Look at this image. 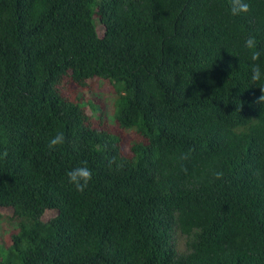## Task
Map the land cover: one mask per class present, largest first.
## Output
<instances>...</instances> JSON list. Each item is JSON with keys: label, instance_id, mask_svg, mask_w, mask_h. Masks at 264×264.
<instances>
[{"label": "trees", "instance_id": "16d2710c", "mask_svg": "<svg viewBox=\"0 0 264 264\" xmlns=\"http://www.w3.org/2000/svg\"><path fill=\"white\" fill-rule=\"evenodd\" d=\"M246 2L0 0V264H264V79L244 46L264 71V0ZM64 79L107 83L113 126ZM85 163L79 192L66 173Z\"/></svg>", "mask_w": 264, "mask_h": 264}, {"label": "rangeland", "instance_id": "374dc122", "mask_svg": "<svg viewBox=\"0 0 264 264\" xmlns=\"http://www.w3.org/2000/svg\"><path fill=\"white\" fill-rule=\"evenodd\" d=\"M96 30L98 35L103 33V27L100 24H97ZM60 89L64 96L69 100H74L75 96L81 98L82 102L86 104L84 110L87 116L101 114L105 118L106 124L109 126L112 125V115H113V99L114 94L112 88L105 82L97 80H88L86 81L85 86L75 85L74 83L69 82L68 80H62L60 84ZM89 102L94 103L95 107H98L99 110L96 112L92 107L89 106ZM108 131L117 138V145L119 146L121 152L128 153L129 148L132 144H140L143 147L145 142L139 134L134 130H121L120 136L117 131L114 129H108ZM0 245L5 244V238L7 233L12 229L13 224L11 221L12 210L7 208L0 209ZM52 216V213L47 212L44 214L43 220L48 219Z\"/></svg>", "mask_w": 264, "mask_h": 264}, {"label": "clouds", "instance_id": "9594fccd", "mask_svg": "<svg viewBox=\"0 0 264 264\" xmlns=\"http://www.w3.org/2000/svg\"><path fill=\"white\" fill-rule=\"evenodd\" d=\"M229 12L233 16H237L240 14H246L250 12V5L246 2V0H229ZM244 46L250 50L251 56L250 60V80L255 85L264 79V71L261 70V67L256 61H259L261 58V52L257 48V41L255 36H249L244 41ZM261 92L264 93V87H260ZM258 103L264 104V94H262L258 98ZM65 143V137L63 133H58L55 137H53L49 144V149H55L57 146L63 145ZM175 163L180 167L182 172H187V163L190 160V153H180L173 157ZM111 161L109 165L111 166ZM69 183L74 185L75 189L79 192H83L89 182L92 180V172L86 166L76 167L66 173ZM224 173L222 171H213L212 178L215 180L223 179Z\"/></svg>", "mask_w": 264, "mask_h": 264}]
</instances>
